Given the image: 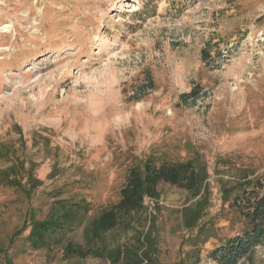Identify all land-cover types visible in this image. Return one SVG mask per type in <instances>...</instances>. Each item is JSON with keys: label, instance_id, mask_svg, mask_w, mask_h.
Returning a JSON list of instances; mask_svg holds the SVG:
<instances>
[{"label": "rangeland", "instance_id": "obj_1", "mask_svg": "<svg viewBox=\"0 0 264 264\" xmlns=\"http://www.w3.org/2000/svg\"><path fill=\"white\" fill-rule=\"evenodd\" d=\"M147 72L154 87L137 92ZM5 143L42 181L30 200L0 187V248L12 264H104L62 260L67 243H83L82 227L38 251L27 231L9 239L29 209L44 218L53 189L85 198L93 215L115 203L127 168L149 155L205 162L211 218L226 209L220 177L237 166L264 173V0H0ZM158 191L157 261L176 264L189 249L180 222L189 200L168 184ZM214 244L199 264H214L206 256ZM242 263L264 264V245Z\"/></svg>", "mask_w": 264, "mask_h": 264}, {"label": "trees", "instance_id": "obj_2", "mask_svg": "<svg viewBox=\"0 0 264 264\" xmlns=\"http://www.w3.org/2000/svg\"><path fill=\"white\" fill-rule=\"evenodd\" d=\"M205 60L207 55H205ZM146 83L137 90L144 92L154 87L151 75L145 73ZM198 87L180 95L183 102L196 97ZM139 100V95L134 97ZM20 135V133H19ZM21 148L23 141L19 137ZM12 144H0V187L12 189L30 200L42 185L34 177L36 164L17 156ZM234 168V167H233ZM228 179L219 178L222 205L226 209L205 220L210 207L209 174L205 162L198 157L184 161H161L151 155L129 166L118 200L91 214L92 206L82 197L62 198L64 189H53L48 211L43 219L29 209L19 230L10 241L27 231L24 242L33 251L50 249L60 244L65 235L79 228L83 243H67L62 248L66 263L99 259L104 264H158V232L156 212L159 210V184H168L187 193L189 203L180 210V222L186 236L181 246L188 247L176 264H199L203 247L210 240L215 244L206 256L214 264H243L253 250L264 245V173L256 175L248 168L237 166ZM151 205V206H150ZM219 219L229 231L219 232ZM119 236L114 237V234ZM123 236V239L121 237ZM0 264H12L7 251L0 248Z\"/></svg>", "mask_w": 264, "mask_h": 264}]
</instances>
